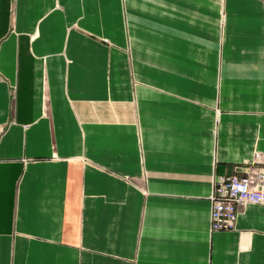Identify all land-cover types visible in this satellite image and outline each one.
Segmentation results:
<instances>
[{
    "label": "crops",
    "instance_id": "crops-1",
    "mask_svg": "<svg viewBox=\"0 0 264 264\" xmlns=\"http://www.w3.org/2000/svg\"><path fill=\"white\" fill-rule=\"evenodd\" d=\"M264 0H0V264H264Z\"/></svg>",
    "mask_w": 264,
    "mask_h": 264
},
{
    "label": "built area",
    "instance_id": "built-area-1",
    "mask_svg": "<svg viewBox=\"0 0 264 264\" xmlns=\"http://www.w3.org/2000/svg\"><path fill=\"white\" fill-rule=\"evenodd\" d=\"M211 202L212 231L235 229L240 208L264 204V169L252 164L243 176L219 178Z\"/></svg>",
    "mask_w": 264,
    "mask_h": 264
}]
</instances>
